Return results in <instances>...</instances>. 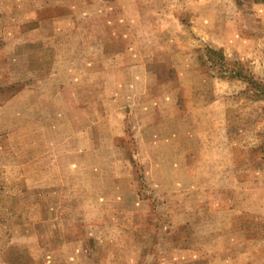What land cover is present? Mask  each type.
Segmentation results:
<instances>
[{
  "label": "rangeland",
  "instance_id": "1",
  "mask_svg": "<svg viewBox=\"0 0 264 264\" xmlns=\"http://www.w3.org/2000/svg\"><path fill=\"white\" fill-rule=\"evenodd\" d=\"M262 88L264 0H0V264H264Z\"/></svg>",
  "mask_w": 264,
  "mask_h": 264
},
{
  "label": "trees",
  "instance_id": "2",
  "mask_svg": "<svg viewBox=\"0 0 264 264\" xmlns=\"http://www.w3.org/2000/svg\"><path fill=\"white\" fill-rule=\"evenodd\" d=\"M207 51L209 54H216L215 51H213V50L207 49ZM262 89H264V88H262ZM262 91L264 92V90H262Z\"/></svg>",
  "mask_w": 264,
  "mask_h": 264
}]
</instances>
